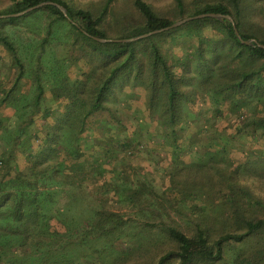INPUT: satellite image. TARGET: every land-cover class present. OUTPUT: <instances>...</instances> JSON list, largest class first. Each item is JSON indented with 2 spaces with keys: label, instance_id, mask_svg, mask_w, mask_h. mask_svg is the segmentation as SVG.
Segmentation results:
<instances>
[{
  "label": "trees",
  "instance_id": "obj_1",
  "mask_svg": "<svg viewBox=\"0 0 264 264\" xmlns=\"http://www.w3.org/2000/svg\"><path fill=\"white\" fill-rule=\"evenodd\" d=\"M45 1L63 6L71 22L54 5L33 10L47 15V22L43 36L35 41L34 50L38 47L35 56L23 62L4 31L6 23H13L20 17L0 18V44L11 53L18 67L14 85L26 71L30 72L38 90L33 100L37 107L45 87L56 100L63 101L64 117L57 119L59 124L46 125L48 136L50 128L52 130L50 141L64 142V145L60 142L63 167L59 169L52 163L36 166L39 162H33L27 172L18 168L15 151L22 149L32 155L30 141L36 133L32 135L29 122L17 129L10 143L0 134V145L11 146L0 175V263L8 257L14 264L24 250L25 257L32 261H18L17 264H79L78 257L70 255L73 244L70 222L53 205L50 184L62 175L60 184L80 188L87 172L84 164L77 162L82 156L75 147L81 132L92 115L109 109L108 101L117 103L141 97L139 93L125 91L126 87L144 90L148 112L152 113L159 106V136L166 140L165 146L170 150L172 181L176 172L186 166L181 155L184 150L181 131L185 128L178 129V124L181 103H189L188 88H200L217 106L228 104L234 112H241L246 104H255L256 113L246 117L240 131L253 137L264 135V47L241 43L227 19H194L173 29L124 42L117 40L162 29L175 21L158 14L145 0H131L138 20L118 27L115 36H110L104 26L112 0H105L95 9L72 6L66 0H11L8 10L1 15L17 13ZM175 2L178 20L202 13L230 15L243 40L254 38L264 45L256 26L250 28L246 23L245 0ZM184 30L193 31L186 41L190 38L195 41L181 60H172L162 52L158 40ZM95 38L111 41L101 42ZM74 68L79 69L78 76L71 75L69 69ZM9 93L1 98L0 105H15L16 102L6 103ZM108 128H113V124ZM225 135H216L204 144L213 149L207 157L214 160L210 167L212 172L202 170L205 164L193 158L189 167L206 172V175L199 179L183 178L175 187L178 207L188 212L195 223L189 233L177 226L162 228L163 236L176 248L161 256L157 264L172 261L176 264H220L226 254L230 256L228 264H264V217L253 212L255 207L264 209V202L246 186L236 183L235 171L216 165L217 158L228 148ZM187 142L185 150L194 153L195 136L189 135ZM128 143L130 141L125 140L122 145L128 146ZM51 147L48 146L51 154H56L57 150ZM90 174L95 181L93 171ZM209 195L213 200L201 203V198L209 199ZM189 199L190 205L186 203ZM218 199L222 202L217 203ZM206 207L213 208L211 213H207ZM122 225L117 213L96 210L77 242L89 244L99 238L112 240Z\"/></svg>",
  "mask_w": 264,
  "mask_h": 264
},
{
  "label": "rangeland",
  "instance_id": "obj_2",
  "mask_svg": "<svg viewBox=\"0 0 264 264\" xmlns=\"http://www.w3.org/2000/svg\"><path fill=\"white\" fill-rule=\"evenodd\" d=\"M66 1L72 6L95 9L105 0ZM145 1L161 16L174 21L179 19L175 0ZM182 1L188 4L195 1L214 3L219 0ZM10 4L11 0H0V15L8 10ZM245 6L247 25L250 28L255 25L258 37L264 39V0H245ZM21 16L13 23H6L4 31L13 41L18 56L23 61L35 56L38 50L36 46L34 50L35 41L44 34L47 15L31 11ZM104 19V26L110 36L117 35L118 27L138 20L131 0H112L109 13ZM188 32L179 31L168 38L159 39L162 52L172 60H181L195 41L192 38L189 42L186 41L193 31ZM59 49L60 47L55 48V52ZM69 71L72 76L79 75L78 68ZM18 72L11 53L0 44V100L11 92L6 103L16 102L13 107L0 105V134L10 143L17 129L24 122H29L32 135L36 133L30 141L32 155L22 149L15 151L14 160L18 168L27 172L33 162H39L36 166L52 163L54 167L61 169L64 158L61 143L64 145V142L50 141L52 130L50 128L48 136L46 125L53 126L58 123V118L61 120L64 117L66 112L63 101L56 100L50 89L45 87L37 107L33 100L38 90L29 75L30 72L26 71L14 85ZM125 91L139 93L141 97L117 103L108 101L106 105L109 109L92 115L81 132V138L75 147L82 156L77 162L84 164L87 172L80 188L60 184L58 181L62 180V175L50 184L53 205L70 222L73 235L70 255L73 258L78 257L79 264H157L161 256L175 249L176 247L163 236L162 228L165 225L177 226L183 232L189 233L195 223L188 212L178 207L175 187L183 178L191 179L189 176H194L199 179L206 175V172L189 167L193 158L205 164L202 170L212 172L210 167L214 165V160L207 157L212 154L213 149L204 144L215 139L216 135L226 134L224 138L228 140V148L217 158L216 165L226 167L228 171H235L233 177L236 183L246 186L254 196L264 202V135L253 137L240 131L247 120L246 117L256 113L255 104H246L241 112H234L228 104L217 106L210 97L202 94L200 88H188L189 103H181L178 124V129L185 128L181 131V147L184 149L181 155L183 165L186 166L176 172L172 181L169 175L170 150L165 146L166 140L159 136V106L150 113L143 98V89L126 87ZM109 124H113V128H108ZM189 135H194L197 141L194 153L191 154L185 150L189 144ZM125 140L130 141L128 146L122 145ZM49 145L57 150L56 154H51ZM10 149L9 144L0 145V175L5 168L3 162ZM92 171L95 181L91 174L89 175ZM209 197L201 198V203L212 201V195ZM216 201L221 203L222 199ZM188 202L186 203L190 205L191 200ZM102 209L115 212L122 218L123 225L117 235L112 240L99 238L89 244L77 242V237L85 232L95 211ZM206 210L211 213L213 208L206 207ZM253 210L258 217H264L262 207H255ZM25 254L27 253L22 250L21 255L15 258L14 264L18 261L30 263L32 259L25 257ZM229 259V254H226L220 264H228ZM0 264L11 262L6 257ZM170 264L176 262L172 261Z\"/></svg>",
  "mask_w": 264,
  "mask_h": 264
},
{
  "label": "water",
  "instance_id": "obj_3",
  "mask_svg": "<svg viewBox=\"0 0 264 264\" xmlns=\"http://www.w3.org/2000/svg\"><path fill=\"white\" fill-rule=\"evenodd\" d=\"M46 5H54L55 7H57L62 12V14L66 18H68L66 9L63 6H61V5L57 4V3L51 2V1L41 2L39 4H36L34 6H31V7H28L25 10H22V11L17 12V13H12V14H7V15H0V18H4V17H19L21 15H24V14H26L28 12H31V11L36 10V9H39V8H41L43 6H46ZM205 17L216 18V19H219V20L227 19L231 23V25L233 26V30L235 32V35L237 36V38L240 40L241 43H243L245 45H248V46L258 45L260 47H264V45L259 44L254 38L243 40L241 38L239 32L237 31V28L235 27V24H234V21H233L232 17L230 15H223V14H220V13H202V14H198V15H194V16H187V17H184V18H182L180 20H177V21L173 22L171 25H169V26H167L165 28L153 30V31L148 32V33H144V34H141V35H138V36H134V37H131V38H128V39H121V40H117V41H124V42L136 41L138 39L145 38V37H148V36L153 35V34H157V33L169 30V29H173V28L179 27V26L183 25L184 23H186L188 21H191V20H194V19L205 18ZM68 20L70 21L69 18H68ZM95 39L98 40V41H101V42L111 41V39H99V38H95Z\"/></svg>",
  "mask_w": 264,
  "mask_h": 264
}]
</instances>
